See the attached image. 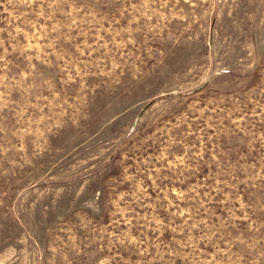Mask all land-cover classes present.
<instances>
[{
  "label": "rangeland",
  "instance_id": "rangeland-1",
  "mask_svg": "<svg viewBox=\"0 0 264 264\" xmlns=\"http://www.w3.org/2000/svg\"><path fill=\"white\" fill-rule=\"evenodd\" d=\"M0 264H264V0H0Z\"/></svg>",
  "mask_w": 264,
  "mask_h": 264
}]
</instances>
